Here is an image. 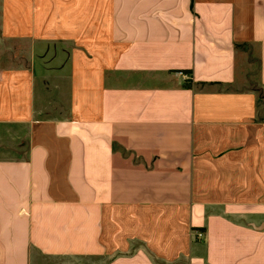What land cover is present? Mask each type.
Segmentation results:
<instances>
[{"label":"crops","instance_id":"crops-1","mask_svg":"<svg viewBox=\"0 0 264 264\" xmlns=\"http://www.w3.org/2000/svg\"><path fill=\"white\" fill-rule=\"evenodd\" d=\"M0 264H264V0H0Z\"/></svg>","mask_w":264,"mask_h":264}]
</instances>
